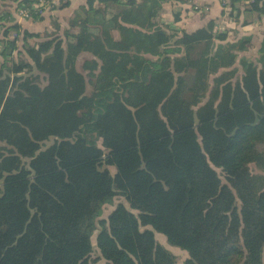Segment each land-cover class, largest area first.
<instances>
[{
    "label": "trees",
    "instance_id": "obj_1",
    "mask_svg": "<svg viewBox=\"0 0 264 264\" xmlns=\"http://www.w3.org/2000/svg\"><path fill=\"white\" fill-rule=\"evenodd\" d=\"M181 2L87 0L43 33L0 12V264H94L96 231L106 264H176L156 233L184 264H264V35L247 57L252 37L167 23Z\"/></svg>",
    "mask_w": 264,
    "mask_h": 264
},
{
    "label": "crops",
    "instance_id": "obj_2",
    "mask_svg": "<svg viewBox=\"0 0 264 264\" xmlns=\"http://www.w3.org/2000/svg\"><path fill=\"white\" fill-rule=\"evenodd\" d=\"M87 0H74L63 9L55 10L49 14L44 15V18L39 22L32 20H24L19 15L14 13V17L22 27L33 33H43L45 31L57 32L54 25H58L60 29H68V19L71 18L76 10L86 4ZM246 3L236 5V10H232L227 5L223 4L221 0H188L187 3H166L164 5L165 16H162L167 23L174 21L173 14L180 12L181 21L177 26L187 33L194 32L203 28L211 21L215 23L216 32H228L231 41L238 40L243 37L253 38L254 54L246 53L247 57H257L260 44L263 41L264 35V16L260 17L257 13L248 14L245 11ZM67 5V4H66ZM16 9V8H15ZM233 15H230V14ZM161 242V241H160ZM159 242V243H160ZM163 247L167 248L162 242ZM173 253V252H172ZM185 260L188 254L184 251Z\"/></svg>",
    "mask_w": 264,
    "mask_h": 264
},
{
    "label": "rangeland",
    "instance_id": "obj_3",
    "mask_svg": "<svg viewBox=\"0 0 264 264\" xmlns=\"http://www.w3.org/2000/svg\"><path fill=\"white\" fill-rule=\"evenodd\" d=\"M16 6H17V4L15 2H13V0H2V1H0V12L10 13V14H12V16H14ZM162 16H165L164 11L162 12ZM71 18L68 19V28H69V22H70ZM13 36H14V34L11 35V37H13ZM252 50L253 49H251L248 52L251 55L254 54V52ZM89 57L90 56H88V55H82L78 60V65H77L78 69L80 72H83L84 74H87V73L83 71V62L86 59H88ZM90 90H91L90 85H88V93L90 92ZM98 145L100 148H102L104 150L103 145H102V141H100L98 143ZM108 169L112 175L115 174V172H116L115 168L109 167ZM254 172H255V169H254ZM222 179L224 180V177H222ZM119 204L127 205L124 198L117 197L112 206L111 205L104 206L102 209L101 219H107L109 217V214ZM97 234H98V231L94 232L93 237H92V243H93V247H94L93 259L96 260L94 264H106V262L103 259H101L100 254H99L97 247H96V236H97ZM156 239H157L158 243L161 241L159 244H162V242H164L165 246L167 247L166 249H168L171 253L173 252L174 256L176 257V264H184L185 255H184V253H182V251L180 249L170 245L167 242L166 238L159 233H156Z\"/></svg>",
    "mask_w": 264,
    "mask_h": 264
},
{
    "label": "built area",
    "instance_id": "obj_4",
    "mask_svg": "<svg viewBox=\"0 0 264 264\" xmlns=\"http://www.w3.org/2000/svg\"><path fill=\"white\" fill-rule=\"evenodd\" d=\"M70 0H36V9L40 13H51L61 8V6L67 4ZM253 1V0H251ZM228 0H226V3ZM228 4V3H227ZM20 18H27L26 12H20Z\"/></svg>",
    "mask_w": 264,
    "mask_h": 264
}]
</instances>
